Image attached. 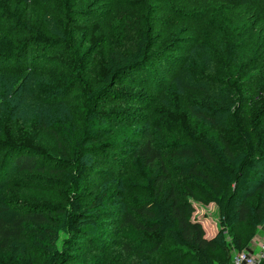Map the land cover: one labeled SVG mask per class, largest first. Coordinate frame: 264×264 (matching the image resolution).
I'll return each instance as SVG.
<instances>
[{
  "label": "trees",
  "instance_id": "1",
  "mask_svg": "<svg viewBox=\"0 0 264 264\" xmlns=\"http://www.w3.org/2000/svg\"><path fill=\"white\" fill-rule=\"evenodd\" d=\"M261 223L264 0H0V264H231Z\"/></svg>",
  "mask_w": 264,
  "mask_h": 264
},
{
  "label": "rangeland",
  "instance_id": "2",
  "mask_svg": "<svg viewBox=\"0 0 264 264\" xmlns=\"http://www.w3.org/2000/svg\"><path fill=\"white\" fill-rule=\"evenodd\" d=\"M129 5L131 7H134V5L131 3H129ZM99 33H101V32H98L97 34H99ZM92 39L93 38L90 37V40H92ZM88 46H90L89 41H87V43L84 46L80 47V49H86ZM97 49L100 50L101 52H103V50L105 49V45L103 43H100V48L98 45ZM90 62L96 63L97 62V55L95 58L92 57L90 59ZM98 65L99 64H96V68L98 67ZM99 70H101V68H99ZM134 74L135 73H133L132 76L128 78L130 81L132 78L135 77ZM145 77H147V76H145ZM85 78L88 81H91L92 83H94L97 81L98 76H88L85 74ZM134 79H136V78H134ZM134 82L135 81H131L130 83L134 85ZM80 94H81V91L79 92V94L77 96H80ZM196 95L197 94L195 92H192L189 94V98L197 99ZM183 104L186 107L185 102ZM191 108H192V106L189 109H191ZM246 116H247V114H246ZM250 116H252V112H249V117ZM192 118H193L192 113L187 111V113L183 117V121H185V120L191 121ZM75 120H77V119H75ZM180 124L181 123H179V125ZM30 192H32V191H30ZM255 200H256V197H254L252 199L253 202H255ZM192 203L194 205V212L192 214L193 218L198 220L202 224V226L204 227V230H205V234H207V237H212L213 235H215L217 233V231L219 229L218 211H217L216 204L213 202L203 203L201 201L193 200V199H192ZM242 230H243V241L247 242V247L243 250H247V251L252 252V253H258L259 245H260L261 241L264 240V223H261L257 226H251V225L243 226ZM98 243H101V241H98ZM114 255H116V253ZM114 255H112V257ZM134 260L137 261V258H134Z\"/></svg>",
  "mask_w": 264,
  "mask_h": 264
},
{
  "label": "built area",
  "instance_id": "3",
  "mask_svg": "<svg viewBox=\"0 0 264 264\" xmlns=\"http://www.w3.org/2000/svg\"><path fill=\"white\" fill-rule=\"evenodd\" d=\"M264 258V240L259 245L258 253L247 250H238L233 253L231 264H260Z\"/></svg>",
  "mask_w": 264,
  "mask_h": 264
},
{
  "label": "crops",
  "instance_id": "4",
  "mask_svg": "<svg viewBox=\"0 0 264 264\" xmlns=\"http://www.w3.org/2000/svg\"><path fill=\"white\" fill-rule=\"evenodd\" d=\"M206 235V237H207V234H205ZM208 238H210V237H208Z\"/></svg>",
  "mask_w": 264,
  "mask_h": 264
}]
</instances>
